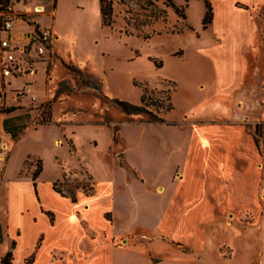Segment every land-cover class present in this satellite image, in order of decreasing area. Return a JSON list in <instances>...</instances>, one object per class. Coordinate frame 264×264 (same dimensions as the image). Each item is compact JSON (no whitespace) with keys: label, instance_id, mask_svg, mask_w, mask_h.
<instances>
[{"label":"rangeland","instance_id":"374dc122","mask_svg":"<svg viewBox=\"0 0 264 264\" xmlns=\"http://www.w3.org/2000/svg\"><path fill=\"white\" fill-rule=\"evenodd\" d=\"M54 1L43 3L50 10ZM100 1L56 0L54 19L38 17L59 35L54 53L50 59L35 56L22 61L24 77L12 85H23L28 94L7 92L0 105V223L6 222L7 204L17 193L7 184L32 178L41 158L40 195L61 218L62 230L50 229L34 195L24 189L9 218V237L16 226L21 228L20 259L43 233L44 244L33 264H80L76 249L77 254L93 252L84 235L79 247L73 238L85 231L78 228L81 221L95 231L126 235L116 239L126 247L102 249L99 258L109 264H264V0H254L248 10L241 47L245 87L229 93L218 92L216 67L208 54L220 40L213 20L214 7L221 2L173 0L184 8L183 18L166 0H112L113 24L103 26ZM207 2L213 19L205 27ZM14 26L34 28L18 21ZM68 63L81 72L71 71ZM145 87L150 91V109L159 113L170 101L173 108L160 115L168 113L174 120L202 123L229 117L235 101L240 103L248 115L247 130L258 139V145L254 141L249 149L251 160L261 161L248 176L243 201L237 196L229 204L222 200L211 219L180 217V193L179 215L158 221L155 212L165 210L172 184L180 176L171 170L180 162L182 171L183 159L170 156V130L150 122L149 114H128L110 100L116 97L139 105ZM45 111L51 122L41 124ZM5 119L13 128L18 125L17 139L5 130ZM122 148L128 154L127 161L120 154L123 166L137 167L142 181L129 169L117 170V151ZM159 182L167 187L162 195L151 189ZM52 184L68 196L95 188L92 195L82 193L80 202L72 203L56 195ZM86 199L92 203L88 211ZM107 210L113 212V224L104 216ZM1 229L4 239L6 224ZM7 245L8 240L0 244V253ZM62 251L66 253L55 258L51 254Z\"/></svg>","mask_w":264,"mask_h":264},{"label":"crops","instance_id":"0c3cea01","mask_svg":"<svg viewBox=\"0 0 264 264\" xmlns=\"http://www.w3.org/2000/svg\"><path fill=\"white\" fill-rule=\"evenodd\" d=\"M218 1L221 3L219 6L216 5L214 7L213 25L215 26L220 40L218 44H215L210 48L208 54L216 67L218 92L229 93L232 91L235 92L241 86H243L242 89L245 87L244 83H242L245 71V60L243 54H241V47L243 38L246 35V26L248 25V18L250 16L248 10L255 4V1ZM240 4L245 5L246 7L241 6ZM240 19H246L247 22L244 20V22H240ZM22 32L23 30H15V26H13V35L20 37ZM54 34L56 38L54 40L53 53L55 41L59 38V35L55 33V30ZM161 117H163L166 122L154 124L162 125L172 132V135L168 137L170 156L182 157L183 169L182 171H179L181 163L178 162L175 164L174 169L171 170V174L174 175L175 173H178L180 176L177 178L178 181L176 183L173 182L172 184L173 192L165 210L158 209L155 212L156 217L159 216V222L162 223L163 220L170 219L178 214L176 200L180 193H182L181 200L183 205V209L180 211V217H196L197 219L200 218V216L201 218L206 217L208 219L215 217L217 211L216 205L221 203L222 200L229 204L235 196L239 197L242 201L246 198L245 186L247 184L248 176L254 169L257 171L260 168L261 161L258 160V162L254 164L251 160L252 151L249 149L253 147L255 140L253 134L247 130L246 125L249 122L247 120L248 115H246V112L243 110V107L239 102L235 101V106L230 111L229 117H214L213 121L198 123L190 121L189 119L174 120L168 117V113H164ZM120 154H123L126 161L128 157L127 151H125L124 148L117 151V164L119 165L117 170L125 171L129 169L134 176L142 181L137 167L132 168L121 165L119 158ZM145 164H147V162H145ZM154 164L155 163L152 165ZM132 170H134V172ZM40 175L36 180H33V177L29 178L28 181L16 179L7 184V186H14L17 193L7 204L6 213L8 216L6 222L0 223L1 234V225L3 226L6 224L7 228V234L4 239L2 236V242L0 244L8 240V245L0 253L1 264L2 257L12 249L13 242H16V247L13 249V264L35 263L39 249L44 244L45 236L42 233L35 239L34 247L30 253L26 257L20 259L19 252L22 238L21 228L16 226L14 228L13 236L9 237V218L11 210L19 206V197L24 189L34 195V198L41 209L40 216L46 222V225L49 226L50 229L62 230L60 226L61 218L55 210L46 206L41 198L38 182ZM172 179L173 181L175 180L174 176H172ZM94 188L93 185L91 193L79 190L78 193L74 195L76 198L74 201L71 195L68 196L57 192L54 189V184H52V189L56 195L58 194L61 197L70 200L72 203H79L82 193L92 195ZM151 189L157 194L162 195L165 193L167 187L159 182L152 185ZM91 205V201L86 199L84 209L88 211ZM21 212L24 214L25 209H21ZM108 214L111 215V218L107 216ZM104 216L110 224H113V212L107 210L104 212ZM81 226L85 230L84 233L81 234L78 231L73 237L78 245L77 247L82 245V241L80 243H78V241L80 240L81 235H84L86 237L83 236V238L88 240L93 252L90 251L88 253L91 255H88L87 253V255L77 254L78 249H76L73 253L74 255H78V263L80 264H109L108 259L105 262L103 258H99L102 249L105 250L117 247L124 248L128 245L127 243L120 244L116 242L117 238L125 239L126 235L117 237L109 234L104 229L95 231L91 229L88 224L78 221V228L80 229ZM18 232L20 233L18 234ZM57 253L51 252L54 258L57 257V255L66 252L62 251L59 254ZM92 254H97L98 257L94 258ZM29 256H31V260H27Z\"/></svg>","mask_w":264,"mask_h":264},{"label":"built area","instance_id":"2783aa9c","mask_svg":"<svg viewBox=\"0 0 264 264\" xmlns=\"http://www.w3.org/2000/svg\"><path fill=\"white\" fill-rule=\"evenodd\" d=\"M55 3L56 0L54 8L48 10L43 0H0V105L4 104L7 92L28 94V88L22 89L23 85H12L24 77L22 61L28 62L35 56L51 58L56 38L53 26H43L38 17L50 15L54 19ZM15 21L27 22L34 28L23 30L17 37L12 33Z\"/></svg>","mask_w":264,"mask_h":264},{"label":"trees","instance_id":"16d2710c","mask_svg":"<svg viewBox=\"0 0 264 264\" xmlns=\"http://www.w3.org/2000/svg\"><path fill=\"white\" fill-rule=\"evenodd\" d=\"M167 3L169 5H171L175 11L182 16L183 18H186V15L184 13V8H182L181 6L177 5L176 3H174L173 0H166ZM242 6V5H241ZM244 7H246L245 5H243ZM100 10H101V14H102V24L103 26H112L113 24V20H112V14H113V7H112V0H101L100 1ZM213 19V8L211 6L210 2H207V11L205 13V18H204V25L205 27H207L208 23H210ZM68 68L73 71V72H81L80 68L77 67L75 64L73 63H68L67 64ZM149 90L148 88H144V92L141 96V103L139 105L133 104L127 100H123L120 98H110V100L114 103L117 104L118 106H120L126 113L128 114H135V113H145V114H149L151 116V120L150 122H154V123H165L166 120L161 117L160 113L161 112H166L169 111L173 108L172 103L169 101V103L167 105H162L161 106V112L156 113L154 110L150 109V104L148 103V99H150V95H149ZM154 105V104H153ZM158 106V105H157ZM160 106V105H159ZM13 109H8V111H12ZM51 122V118H50V112L49 111H45L44 112V116L42 121L40 122L41 124H48ZM4 128L7 132H10L12 134V136L17 139L18 138V125L14 126V128L9 124V120L5 119L4 120ZM117 129H115V135H114V140L117 141L118 137L116 134ZM259 133L261 134V130H259ZM255 142L258 145V139L255 138ZM121 158V165H124V160L122 159V155H120ZM39 169L33 174V180H36L38 178V176L40 175V173L42 172L43 169V161L42 159H38L37 161ZM54 189L57 192H60L57 187L56 184H54ZM61 193V192H60ZM63 194V193H62ZM72 199L75 201L76 198L73 194H71ZM52 215V214H51ZM2 242V234L0 232V243ZM16 247V242L12 243V249L10 251H8L3 257H2V264H13V249Z\"/></svg>","mask_w":264,"mask_h":264}]
</instances>
